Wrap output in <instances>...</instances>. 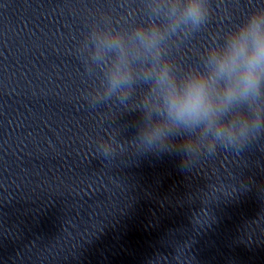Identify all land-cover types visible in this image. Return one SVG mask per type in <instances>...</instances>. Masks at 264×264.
I'll return each instance as SVG.
<instances>
[{
  "label": "clouds",
  "instance_id": "1",
  "mask_svg": "<svg viewBox=\"0 0 264 264\" xmlns=\"http://www.w3.org/2000/svg\"><path fill=\"white\" fill-rule=\"evenodd\" d=\"M188 16L197 22L201 16L199 5L188 8ZM211 75H200L186 82L183 89L170 92L169 105L177 118L196 119L215 112L212 90L221 80L225 85L222 103L231 102L237 94L247 95L258 89L264 73V15L253 16L230 39L221 53L211 56ZM236 75L235 81L232 80ZM167 78V70L163 77Z\"/></svg>",
  "mask_w": 264,
  "mask_h": 264
}]
</instances>
